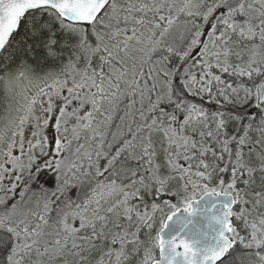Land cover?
<instances>
[{
  "label": "snow or ice",
  "instance_id": "obj_1",
  "mask_svg": "<svg viewBox=\"0 0 264 264\" xmlns=\"http://www.w3.org/2000/svg\"><path fill=\"white\" fill-rule=\"evenodd\" d=\"M0 264H264V0H0Z\"/></svg>",
  "mask_w": 264,
  "mask_h": 264
}]
</instances>
